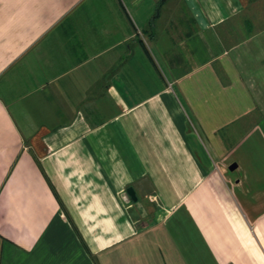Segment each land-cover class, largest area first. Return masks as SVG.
Masks as SVG:
<instances>
[{
    "label": "crops",
    "instance_id": "obj_1",
    "mask_svg": "<svg viewBox=\"0 0 264 264\" xmlns=\"http://www.w3.org/2000/svg\"><path fill=\"white\" fill-rule=\"evenodd\" d=\"M161 2L0 0V264H264V0Z\"/></svg>",
    "mask_w": 264,
    "mask_h": 264
},
{
    "label": "water",
    "instance_id": "obj_2",
    "mask_svg": "<svg viewBox=\"0 0 264 264\" xmlns=\"http://www.w3.org/2000/svg\"><path fill=\"white\" fill-rule=\"evenodd\" d=\"M165 0H162L161 4L164 2ZM234 169V168H231ZM123 199L130 203L131 201L137 202L138 201V197L136 194V191L134 190V188H128L127 191L123 194Z\"/></svg>",
    "mask_w": 264,
    "mask_h": 264
},
{
    "label": "rangeland",
    "instance_id": "obj_3",
    "mask_svg": "<svg viewBox=\"0 0 264 264\" xmlns=\"http://www.w3.org/2000/svg\"><path fill=\"white\" fill-rule=\"evenodd\" d=\"M169 2H168V4H167V6L165 7V8H167L168 6H170V1L171 0H168ZM165 8H164V11H165ZM264 162V161H263Z\"/></svg>",
    "mask_w": 264,
    "mask_h": 264
}]
</instances>
